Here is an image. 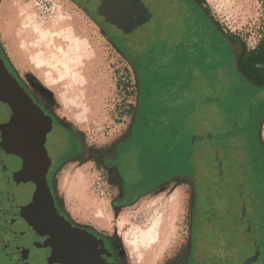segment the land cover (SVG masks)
Returning <instances> with one entry per match:
<instances>
[{"label": "rangeland", "instance_id": "374dc122", "mask_svg": "<svg viewBox=\"0 0 264 264\" xmlns=\"http://www.w3.org/2000/svg\"><path fill=\"white\" fill-rule=\"evenodd\" d=\"M7 1L0 0L4 52L88 151L84 159L63 165L54 180L75 220L112 235L130 264L136 263L127 239H138L155 221L162 228L159 241L144 264H261L264 197L251 181L253 168L263 165L264 88L238 79L235 66L243 45L248 53L264 41V0L203 1L209 23L223 30L219 59L208 51L174 47L147 28L118 27L86 8L85 0H23L4 11ZM33 16L44 29L61 26V46L75 58V79L60 70L59 79H42L37 56L53 55L49 43L40 55L20 59L16 33L25 29L21 18ZM206 58L212 62H202ZM3 68L1 62L0 73ZM75 88H86L76 115L55 91L75 93ZM71 102L75 106V99ZM252 110L258 114L254 133L248 122ZM123 141L127 155L143 157L144 180L153 188L129 206L115 208L120 191L101 161ZM99 208L106 225L96 219ZM224 229L230 230L232 249Z\"/></svg>", "mask_w": 264, "mask_h": 264}, {"label": "flooded vegetation", "instance_id": "af4514ba", "mask_svg": "<svg viewBox=\"0 0 264 264\" xmlns=\"http://www.w3.org/2000/svg\"><path fill=\"white\" fill-rule=\"evenodd\" d=\"M85 1L86 8H94L102 18L124 15L120 7L106 6L110 0ZM127 5L136 11V28H147L167 37L172 46L184 51L209 52L222 40L223 30L209 23L212 17L202 0H128ZM210 61L202 59L205 63ZM1 62L4 70L0 73V94L7 96L17 111L15 128L26 135L30 161L44 170V173H34L29 169L25 176L29 173L46 181L45 186L37 183L34 189L21 185L19 174L16 176L23 170L21 154L11 152L20 142L0 138V259L3 264H130L116 239L92 225L77 222L56 190L54 180L63 165L84 159V153L88 152L77 132L25 83L0 43ZM125 147L126 141L111 147L101 161L109 182L120 191L113 202L115 208L129 206L136 197L147 195L153 188L144 180L143 157L127 155L131 152ZM261 155L264 163V148ZM257 171L258 179L253 177L251 185L256 184L257 195L264 197V165L254 174ZM134 174L139 177L137 183L132 178ZM135 184H141L142 189L135 190Z\"/></svg>", "mask_w": 264, "mask_h": 264}, {"label": "bare ground", "instance_id": "6f19581e", "mask_svg": "<svg viewBox=\"0 0 264 264\" xmlns=\"http://www.w3.org/2000/svg\"><path fill=\"white\" fill-rule=\"evenodd\" d=\"M22 1L23 0H8L3 5V10L6 11L7 9L11 8L12 4L19 5ZM21 20H23V23H24L23 25L25 29H21L19 32L16 33L18 45L21 46V48L18 49L19 52L22 54V55L20 54L21 57L19 55L20 59L23 62L28 61L27 56H26V54L28 53L34 54V52H37V54L40 55V53L45 48V45L49 43L53 48V51H54L53 55H51V57H48V58L46 54L45 56L43 54H41L40 56H37V60L39 61L38 69H39V72L42 74V79H48L50 82L53 81V80L51 81L50 79H59L57 76L58 74H56L58 73L57 70L62 71L63 74H67L71 72V74L69 75L71 76L72 79H75V58L70 57L71 55L69 56L68 51H65L61 46L62 45L61 33H60L61 26L60 27L58 26V28L47 30V29L42 28L37 23L34 16L28 17L27 19L21 18ZM12 32H14V30ZM63 79H67V78L65 77ZM89 79L90 78H87L86 80L89 82ZM87 86H89L88 91L92 92L93 85L89 83ZM85 89L81 90V89L75 88V93L69 92V91L67 93H64L62 90H58V91L55 90V91L59 92L60 96L58 98L66 106H68L70 110H72L71 111L72 113H75L76 115V110L80 108V106H82V102L85 101L83 99L84 97L82 96V92L85 91ZM71 99H75V106H74V103L71 102ZM71 191H73V188L71 189ZM95 216H96L97 221H99L103 225H106L109 222V220L106 218V215L104 214L103 208H99L98 211H96ZM161 229L162 228H160L159 223L155 221L152 223V225L149 227V229L146 232L142 233L141 236L138 237V239L136 240L127 239L126 243L130 250L131 258H132V261H134V263L144 264L147 255H149V251H151L153 246L157 244V242L159 241L158 239L160 236Z\"/></svg>", "mask_w": 264, "mask_h": 264}, {"label": "water", "instance_id": "95a60500", "mask_svg": "<svg viewBox=\"0 0 264 264\" xmlns=\"http://www.w3.org/2000/svg\"><path fill=\"white\" fill-rule=\"evenodd\" d=\"M128 0H110L109 3H106L107 7H114L118 6L122 9L120 18H106L107 20L112 21L113 24L117 25L118 27H135L137 23L136 11L130 10L127 8ZM126 16H129L127 18ZM136 28V27H135ZM128 29V28H127ZM17 111L15 110L14 106L11 104L10 99L3 94H0V138L3 141L8 140H18L20 145L15 148L11 149V152H17V154H21L23 170L21 172H17L16 176H18L19 183L25 187H29L34 189L36 184L38 183L40 186H45L46 181L44 178H34L27 173L25 176V172L29 169L31 172H38L44 173V170H41L39 165L36 163H32L29 159V149H28V142L26 140V135L24 133L19 132L17 128H15V124L18 122L17 119Z\"/></svg>", "mask_w": 264, "mask_h": 264}, {"label": "trees", "instance_id": "16d2710c", "mask_svg": "<svg viewBox=\"0 0 264 264\" xmlns=\"http://www.w3.org/2000/svg\"><path fill=\"white\" fill-rule=\"evenodd\" d=\"M204 0H202L203 2ZM243 49H242V55L238 60V66H239V71L240 73L244 76L247 77L248 79L247 82H249L250 84H252L253 86L257 87V88H264V41L259 45V48L257 49V51H255V53H247L246 50V46L243 45ZM260 67V68H258ZM262 67V68H261ZM259 107H258V114L261 113V111H259ZM257 113H255L253 110L251 111V116L249 117V121L251 125V133H254V121H255V117L258 116ZM257 115V116H256ZM257 120V119H256ZM247 123V122H245ZM252 141V140H251ZM258 150V149H257ZM261 155V154H260ZM222 164V163H221ZM262 164L264 165V163L262 162ZM262 165V166H263ZM255 171L257 168H253ZM257 174H254V179H258L259 176V171H257ZM216 205L218 203V198H216ZM239 216H237V220L235 222L239 223ZM231 223V222H230ZM233 224H235L234 222H232ZM231 223V224H232ZM263 229V233H264V226L262 227ZM223 232L226 235H229V249H232L233 247V243H232V237H230V230L228 229H224ZM264 244V241H263ZM263 244H261L263 246ZM217 262H214L212 264H215ZM219 264V263H217ZM261 264H264V250L262 252L261 255Z\"/></svg>", "mask_w": 264, "mask_h": 264}, {"label": "crops", "instance_id": "0c3cea01", "mask_svg": "<svg viewBox=\"0 0 264 264\" xmlns=\"http://www.w3.org/2000/svg\"><path fill=\"white\" fill-rule=\"evenodd\" d=\"M220 45L219 44H216V45H214L212 48H211V51H209V53L210 52H212L213 54H216L217 55V48L219 47ZM215 52V53H214ZM219 57L221 58V56H218L217 58L219 59ZM238 60H239V58L237 59V65L235 66L236 68H235V70H236V73H237V78L238 79H240V75L242 76V79H248L247 77H244L241 73H240V71H239V66H238ZM258 68H260V67H258ZM262 68V67H261ZM264 69V68H263ZM255 87V86H254ZM257 88V87H256Z\"/></svg>", "mask_w": 264, "mask_h": 264}]
</instances>
